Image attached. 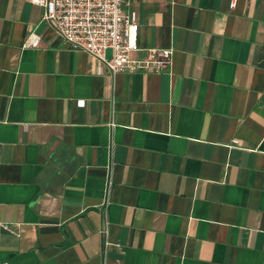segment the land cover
Here are the masks:
<instances>
[{
    "label": "crops",
    "instance_id": "1",
    "mask_svg": "<svg viewBox=\"0 0 264 264\" xmlns=\"http://www.w3.org/2000/svg\"><path fill=\"white\" fill-rule=\"evenodd\" d=\"M231 2L125 0L174 54L111 76L0 0V262L264 264V0Z\"/></svg>",
    "mask_w": 264,
    "mask_h": 264
},
{
    "label": "built area",
    "instance_id": "2",
    "mask_svg": "<svg viewBox=\"0 0 264 264\" xmlns=\"http://www.w3.org/2000/svg\"><path fill=\"white\" fill-rule=\"evenodd\" d=\"M125 0H32L42 6L41 20L50 25L72 50H82L97 62L100 73L115 76L118 72L159 73L170 69L173 48H151L143 58L133 56L138 50V19L135 11H125ZM234 0L231 2L233 6ZM24 46L37 47L40 38L27 32ZM110 50V56L107 51ZM237 144L238 140L233 139ZM111 180L107 179L105 197L101 203L103 224L99 233L103 239L102 256L111 245L109 235L108 192ZM0 264H8L3 261ZM103 264H106L104 262Z\"/></svg>",
    "mask_w": 264,
    "mask_h": 264
}]
</instances>
